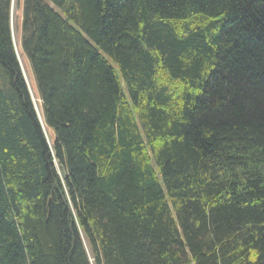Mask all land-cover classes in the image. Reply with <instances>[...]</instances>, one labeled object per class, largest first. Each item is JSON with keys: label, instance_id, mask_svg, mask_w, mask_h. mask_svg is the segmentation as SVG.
<instances>
[{"label": "trees", "instance_id": "trees-1", "mask_svg": "<svg viewBox=\"0 0 264 264\" xmlns=\"http://www.w3.org/2000/svg\"><path fill=\"white\" fill-rule=\"evenodd\" d=\"M10 7L0 264H264V0Z\"/></svg>", "mask_w": 264, "mask_h": 264}, {"label": "rangeland", "instance_id": "rangeland-1", "mask_svg": "<svg viewBox=\"0 0 264 264\" xmlns=\"http://www.w3.org/2000/svg\"><path fill=\"white\" fill-rule=\"evenodd\" d=\"M14 4L15 0H11V7H10V28H11V40L14 48V52L16 54L17 61L19 63L22 77L24 79V82L26 83L27 89L29 91L30 97H31V102L33 104V108L36 112V115L38 117V120L40 121V124H42V127H44V123L42 122L41 114H40V109H41V100L38 98V96L35 94L34 89H33V79L31 76V71L29 67V63L26 60L25 56L22 55L21 49H20V44L16 40V37L14 36V30H13V21L12 17H14ZM54 166L58 170V165L57 161H54Z\"/></svg>", "mask_w": 264, "mask_h": 264}]
</instances>
